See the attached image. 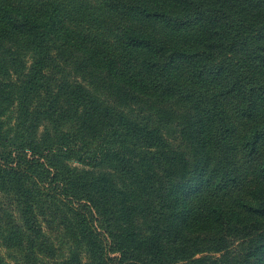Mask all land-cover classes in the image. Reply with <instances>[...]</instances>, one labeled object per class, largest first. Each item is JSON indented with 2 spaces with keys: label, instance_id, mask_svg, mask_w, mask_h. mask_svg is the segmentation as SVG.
Instances as JSON below:
<instances>
[{
  "label": "trees",
  "instance_id": "trees-1",
  "mask_svg": "<svg viewBox=\"0 0 264 264\" xmlns=\"http://www.w3.org/2000/svg\"><path fill=\"white\" fill-rule=\"evenodd\" d=\"M0 264H264V0H0Z\"/></svg>",
  "mask_w": 264,
  "mask_h": 264
}]
</instances>
